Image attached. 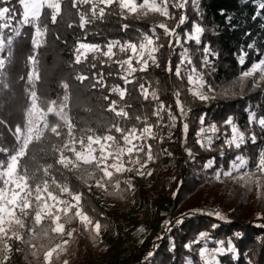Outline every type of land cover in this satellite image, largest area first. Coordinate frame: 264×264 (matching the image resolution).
<instances>
[{"label":"snow or ice","instance_id":"obj_1","mask_svg":"<svg viewBox=\"0 0 264 264\" xmlns=\"http://www.w3.org/2000/svg\"><path fill=\"white\" fill-rule=\"evenodd\" d=\"M191 2L199 14L200 6L197 0H191ZM17 3L22 12L11 0H0V91L9 87L4 70L6 65L11 63L14 37L21 35L22 27L31 26L34 29L31 38L33 52L26 61V67L29 70L25 86L30 102L25 109L24 122L17 125L12 133L14 143L5 144L0 141V156H2L0 158V264H6L10 258L9 254L13 251L10 242L13 240L30 245L33 249L31 255L34 257L43 250L45 264H54L53 254L56 253L58 258L60 253L66 250L64 245H67L69 240H64L63 245L58 244L51 248L43 244L38 247L33 241H40L47 237L49 231L65 234V226L77 218L84 226V230L90 234L94 233L95 237L100 236L102 228L101 222L94 220L84 210L83 193L74 191L70 187L67 173L75 175L89 189L92 187L89 181H95L97 188L108 191L111 186L113 194L120 193L124 189L121 188L120 179L114 180L116 174L135 172L143 176L145 175L143 169L157 158L158 154L154 153L153 145L149 143L159 137V133L154 131V128L161 125L175 128L179 119L182 122L184 143L187 142L189 124L186 120L191 110L181 100L179 90L173 93L179 116L173 113L170 105L166 107L163 102H158L152 112V116L157 118L155 125L149 122L147 115L143 117L137 115L135 116L137 123L129 124L128 121L132 117L127 109L132 106L120 103L130 95L131 90L128 85H135L138 79H143V77H137L136 73H145L150 66L160 67L156 54L164 47V44L159 43L161 36L157 34V28L162 29L163 36L168 38L167 47L170 50L175 51V47L182 48L181 60L174 74L179 79H184L186 76L190 86L187 89L188 93L200 102L206 103L217 99L218 96H234L237 94L233 91L236 86L240 88L242 94L249 80L253 89L264 90V52L256 49L254 43L247 45V48L254 51L260 58L244 69L249 52L241 48L237 60L244 70L230 86L218 89L205 78L206 75L216 71L209 57L218 58V53L209 45H204L201 69L198 70L193 63L190 50L183 47V44L190 41L200 45L204 27L192 21L191 30L183 32V44L181 42L182 34L178 29L188 22L189 18L184 10L188 7L189 0H139V2L138 0H17ZM170 8L180 11L178 19ZM258 8L264 12V0H260ZM18 12L22 18L17 21L19 26L13 27L12 23L16 20ZM149 13L158 14L164 18V21L150 29L151 34L138 30L140 34L134 40L108 39L104 44L87 41L88 26L94 25L98 20L103 21L106 16L115 14L121 19H128L144 17ZM223 14L221 10V15ZM73 17H78V20H74ZM171 20H176L174 26L167 23ZM226 20L230 22V18ZM59 23H66L68 28L78 27L84 33L83 37L78 38L74 44L72 51L74 59L69 66L84 65L85 68L94 69L97 67V62L101 66L105 64L119 66L117 75L123 81V86L106 84L103 72L98 78L96 73H92L94 83L89 75L83 74V70L77 71L74 76L80 84L89 81V84L84 87L101 90V98L109 102L106 111L113 113L114 117L107 121H97L96 127H93L91 122L83 121L73 115V109L84 108L85 111H91V109L86 107V99L80 93H73L72 85L67 78L61 79L60 87L63 93L56 98L49 97L42 87L38 89V84H42L41 73L46 71L42 65V53L39 49L48 45L47 36L50 25L55 26ZM128 28V24L122 25L123 30ZM4 29L11 30V35L7 38L4 36ZM56 38L59 39V35ZM6 50L7 54L4 55ZM122 54L126 58H120ZM167 71L169 73L173 71L171 59H169ZM107 75L110 77L113 73L109 72ZM21 79L24 78L21 77ZM106 88L108 92L103 94V89ZM138 90L144 100L147 101L151 97L153 101H159L157 91H150L145 83H139ZM113 95L117 96L118 100L110 99ZM164 113L167 114L168 124H163ZM50 115L55 119L50 120ZM205 119L204 114L199 117L202 127L197 133V143L202 148L213 150L214 141L220 139L216 135L220 129L216 123L205 127ZM223 124L230 128L231 134L221 145V156L224 155V147L241 149L248 142L257 144L258 139L264 140V116H258L255 111L249 110L247 131L241 130L231 116ZM252 126L259 127L262 133L260 137L252 130ZM171 135L169 131V138ZM159 139L162 142L163 137ZM164 151L169 156L172 155L167 149ZM185 152L190 160H194L191 149L185 148ZM215 164V159L210 158L202 167L205 170L211 169ZM151 174V171L147 172V175ZM213 178L218 182L231 179L243 184L249 191L255 188L258 198L264 199V147L258 146L254 157L237 154L230 162L228 169H217L213 173ZM123 183L128 189L133 188L131 180L125 179ZM198 214L214 217L227 223L231 222L219 210L205 212L202 209H192L182 214L181 218L174 223L165 220L163 224L171 233L176 226L184 223L185 217ZM257 219L264 220V215L258 214ZM46 221L48 223L45 224ZM41 225L43 226L37 227ZM256 226L264 228V223ZM211 227L215 229L218 225L213 224ZM74 231L75 229L67 231L66 235L69 239L73 237ZM198 235L199 239L186 244L185 248L191 251L193 244L204 242L198 250L199 264H220L218 257L229 253L233 254L234 259H239V250L232 243L231 238L227 242V247L224 240H216L217 246L210 248L209 233L202 231ZM234 235L240 239L243 238L241 233ZM161 238L158 237V239ZM170 250H175L174 242ZM154 255L155 253L150 251L146 259L150 260ZM63 264H68V261L65 260ZM187 264H196V262L189 257ZM246 264H252L251 258Z\"/></svg>","mask_w":264,"mask_h":264},{"label":"trees","instance_id":"obj_2","mask_svg":"<svg viewBox=\"0 0 264 264\" xmlns=\"http://www.w3.org/2000/svg\"><path fill=\"white\" fill-rule=\"evenodd\" d=\"M11 2L22 12L17 0H11ZM197 3L200 6L199 14L193 7L191 0H189V5L186 8L189 18L188 22L178 29L182 34L181 42L183 44V32L191 30L192 21L200 23L205 29L201 37V44L197 45L194 41H190L187 44H183V47L190 50L193 63L198 70L201 69L204 45L207 44L215 50L218 53V58L209 57V59L212 60L216 71L211 75H206L205 78L214 86H217L218 89L228 87L242 70L247 69L254 60L260 58L254 51L249 50L247 45L254 43L256 49L264 52V12H261L258 8L260 0H197ZM221 10H223V15H221ZM170 11L175 14L177 19L179 18L180 11L171 8ZM21 18L18 12L12 26L18 27L17 21ZM226 18H230V22ZM73 19L78 20V17H73ZM159 22H162L161 17L152 13L144 17H129L128 19H121L115 14L106 16L103 21L98 20L94 25L88 26L87 41L104 44L108 39L134 40L140 34L138 30L151 34L150 29ZM167 23L170 26H174L176 20L167 21ZM123 24H128L129 28L123 30ZM33 32V27L24 26L21 29V35L14 37L11 63L7 64L4 70L9 87L0 91V121H3V123H0V141L5 144L14 143L12 133L17 125L24 122L25 109L30 102L25 92L26 76L29 70L26 67V61L27 57L33 52L31 45ZM157 34L161 36L159 43L164 44V47L156 54L159 58L160 67L150 66L147 72L136 73L137 77H143V79H138L135 85H128L131 90L130 95L126 97L125 101L120 103L132 106L127 109L132 117L128 121L129 124L137 123L135 116L140 115L143 117L147 115L149 122L155 125L157 118L152 116V112L158 102H163L166 107L170 105L173 113L179 116L173 95L176 90L181 92V100L191 110L186 120L189 124L186 143H184L182 122L179 119L175 128L164 127L163 125L154 128V131L159 133V137H163L162 142L159 137L157 140L149 141L153 145L154 153L158 154L160 147L172 153V164L169 167L174 168L167 180L165 182L162 181L160 187L157 186L161 192L159 195L162 193L165 195L163 196L164 199L170 195L173 197L167 207H160L159 218L167 216L168 218H164L163 221L170 220L174 223L181 218L182 214L188 213L192 209H202L205 212L219 210L231 222L227 223L214 217L198 214L185 217L184 223L176 226L171 233H169L162 222L161 229L154 231L149 238L144 240V243L140 246L136 244L137 242L134 243L136 248L134 255L129 261L122 264H187V258L189 257L196 264H199L198 250L204 242L193 244L191 251L187 250L185 245L198 240V234L202 231L208 232L211 237L209 241L210 248L217 246L216 240H224L227 247V242L231 238L232 243L239 250L238 260L234 259L233 254L229 253L218 257L220 264H246L249 258H251L252 264H264V228L256 226L264 223V220H258L257 217H252L246 213L240 215L237 213L240 206L237 205L231 210L200 203L182 206L186 197L192 196L203 185L210 183L221 184L222 182H218L213 178V173L220 168L228 169L230 162L237 154L254 157L258 146L264 147V140L258 139L257 144L248 142L241 149L224 147V155H220V148L224 139L230 137L231 134L230 128L226 127L223 122L231 116L234 122L241 127V130L247 131L249 129V110L255 111L258 116H264V90L253 89L251 81H248L242 94L240 88L236 86L233 88V91L237 93L234 96H218L217 99L206 103L195 100L187 91L190 86L187 83L186 76L184 79H179L174 74L175 68L181 60L180 53L182 48L175 47V42L173 41L175 51L170 50L167 47L168 38L163 36V30L157 28ZM10 35L11 30L4 29L5 38ZM57 35H59V39L56 38ZM83 35L84 33L78 27L68 28L66 23H59L55 26L50 25V31L47 36L48 45L39 49V52L42 53V65L46 71L41 73L42 84H38V89L42 87L49 97L56 98L63 93V89L60 87L61 79L67 78L70 85H72L73 93H80L86 99V107L91 109V111H85L84 108L73 109V115L83 121L91 122L92 126L96 127L97 121H107L114 117L113 113L106 111L109 102L101 98V90L86 89L84 87V85L89 84V81L80 84L74 79V76L77 71L83 70V74L89 75L90 80H92V73H96L98 78L99 74L103 72L106 77L105 82L109 86L113 84L123 86V81L118 78L119 66L115 64L101 66L97 62V67L94 69L85 68L84 65L69 66L74 59L72 55L74 44ZM241 48L249 52L244 69L239 66L237 60ZM6 54L7 50L4 55ZM120 58H126V56L122 54ZM169 59H171L172 73L167 71ZM109 72L113 73L110 77L107 75ZM21 77L24 79H21ZM92 82L94 83L95 81L92 80ZM139 83H145V86L149 87L150 91H157L159 101H153L151 97L147 101L144 100L138 90ZM107 92V88L103 89V94H107ZM110 99L118 100V97L113 95ZM202 114L206 116L205 127L216 123L220 129L216 134L220 139L214 141L213 150L202 148L197 143V133L202 127L199 123V117ZM163 115V124H168L167 114L164 113ZM49 119L54 120L55 117L50 115ZM252 130L255 131L258 137L262 135L258 126H252ZM169 131L172 133L170 138L168 136ZM185 148L192 150L194 160L188 158ZM141 155L143 157V154ZM210 158H214L216 164L211 169H203L202 166ZM67 177L70 187L74 191L83 193L82 203L84 210L94 220H99L102 228H105V225L108 227L110 219L104 215L103 211L112 207V204H105L102 196L97 193V191L101 190L95 186V181H89L92 184L91 189H89L75 175L67 173ZM228 180L230 179H223V182ZM158 182L159 179L157 180ZM246 193V197L253 195L252 191ZM213 224L218 225V227L213 229L211 227ZM72 229H75V231L73 232V237L67 239L69 243L64 245L66 250L60 253L58 258L53 255L54 264H63L65 260L68 261V264H74L77 261L76 264H80L82 263L81 259L83 260L82 264H90L93 260V249L100 248L99 237H95L94 233L90 234L85 231L78 218L65 226V234L61 235L49 231L47 237L40 241H33V243H36L38 247L43 244L48 248L55 247L58 244L63 245L64 236H67V231ZM235 233H241L243 238H238L234 235ZM25 236L27 238V233H25ZM158 237L162 238L158 239ZM172 242L175 245L174 251L170 250ZM10 243L13 251L9 254L10 258L6 263L45 264L43 250L34 257L31 255L33 249L30 245L15 240ZM16 249H20V251H16ZM150 251L155 253V255L148 260L146 258Z\"/></svg>","mask_w":264,"mask_h":264},{"label":"rangeland","instance_id":"obj_3","mask_svg":"<svg viewBox=\"0 0 264 264\" xmlns=\"http://www.w3.org/2000/svg\"><path fill=\"white\" fill-rule=\"evenodd\" d=\"M184 11L187 15L186 10ZM161 20L164 21V18L161 17ZM144 158L146 159V157ZM171 164L172 157L160 147L155 161L149 162L148 166L143 169L145 175L140 176L135 172H125L122 175L116 174L114 176V180H121V188L124 191L113 194L111 186H109L108 191L103 189L97 191L106 205L112 204V207L103 211L111 223L109 221L108 227L101 228L98 239L100 248L93 249V260L90 264H122L127 262L136 251L134 243L137 242L136 244L140 246L154 231L161 229L163 219L168 217L159 218L160 207H167L173 197L170 195L164 199L163 196L165 195L163 193L159 195L161 192L157 186L160 187L161 182H165L171 175L170 172L174 169L169 167ZM148 171L152 172L150 176L147 175ZM125 179L131 180L132 189H128L127 185L123 183ZM158 179L159 182L157 183ZM251 191L253 195L250 194V197H246V192L250 193ZM251 191L243 184L236 183L231 179L221 184H205L192 196H187L182 206L200 203L226 210L240 206L239 210H236L240 215L245 213L252 217H257L258 214L263 215L264 199L258 198V192L255 188ZM64 238L68 239L67 236ZM69 260L72 261L71 258ZM81 262L83 263L82 259Z\"/></svg>","mask_w":264,"mask_h":264}]
</instances>
